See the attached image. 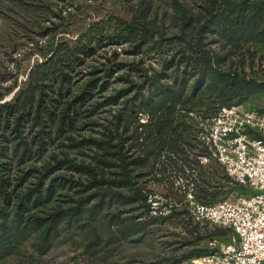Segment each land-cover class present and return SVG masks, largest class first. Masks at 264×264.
<instances>
[{"label":"rangeland","instance_id":"374dc122","mask_svg":"<svg viewBox=\"0 0 264 264\" xmlns=\"http://www.w3.org/2000/svg\"><path fill=\"white\" fill-rule=\"evenodd\" d=\"M141 2L164 37L179 34L180 11L173 0H0V157L11 162V177L17 174L13 183L25 173L24 185L34 186L39 171L54 158L67 156L88 163L100 186L86 193L56 189L50 201L38 207L51 211L61 204L66 209L55 229L48 237L32 233L0 264H179L231 239L226 229L209 224L204 226L226 233L211 239L200 234L198 225L194 229V221H185L180 212L186 209V199L199 200L200 188L218 192L203 199L206 202L248 192L219 164L194 155L199 149L195 135L201 122L223 106L235 103L264 110V41H245L223 21L201 28L199 0H181L198 19L185 26L186 36L191 40L200 35L201 45L217 59L212 65L236 70L258 85L248 84L226 100L208 72L186 65L190 53L183 40L169 43L155 36L138 45L106 38L115 32L116 18L129 21ZM90 31L102 33L104 39L86 44L84 35ZM60 45L62 61L48 73L18 121L6 104H13L19 90L27 87L30 71ZM166 118L177 129L170 135L163 128L160 138L167 142L178 134V148L190 151L187 158L195 164L189 176L178 170L180 153L154 146L153 123ZM23 142L32 150L21 161ZM121 144L129 156L127 175L119 165L98 162ZM136 157L143 160H133ZM59 173L71 174L55 171L45 184L53 177L57 183ZM73 176L86 183L93 178L86 173ZM227 181L230 186L241 184L243 190L227 193V187L217 186ZM104 188L118 194L110 196ZM153 193L176 203L167 218L154 219L149 212L146 195ZM78 198L83 203L79 208ZM212 240L215 247L210 246Z\"/></svg>","mask_w":264,"mask_h":264},{"label":"trees","instance_id":"16d2710c","mask_svg":"<svg viewBox=\"0 0 264 264\" xmlns=\"http://www.w3.org/2000/svg\"><path fill=\"white\" fill-rule=\"evenodd\" d=\"M173 1L176 5L175 7L180 11L179 27L181 29L179 34H172L170 38L164 37L162 32L159 30L157 23L150 20L146 14L147 4L144 5L141 2V5L143 6L136 10L129 21L116 18V23H118L117 28H115V32L112 35H107L106 38L111 39V41L115 44L134 42L138 45L147 43L155 36H158L159 40H165L169 43H171L173 39L183 40L186 45L185 52L190 53L186 57V65H199L200 72L203 74L204 72H208L212 77L213 83L222 93L225 94V96H227L226 100L234 99V97L238 96L239 93L243 92V88L248 84H253L258 87L254 80L246 79L244 75L239 74L236 70L223 71L220 66L212 65V61H217V59H212L211 53L201 45L200 35H197L191 40L189 39V36H186L185 26L189 25L192 21H197L198 19L195 18L194 14L189 13L185 6L181 4V0ZM197 7L203 12V21L200 26L201 28L208 29L210 25L212 26L223 21L229 25V28L232 29L233 32L238 33L237 36L239 38H243L245 41L250 39L264 41V0H199ZM199 17H201V13L198 18ZM84 36H86V44H91V41L94 38H97L98 40L104 39V35L98 32H94L93 34V32L90 31L88 35L86 34ZM87 47L90 48V45ZM60 49L61 45L54 50L49 58L41 64L36 65L30 71L29 83L27 87L19 90L18 96L15 98L13 104H6V106L9 107L11 115L17 114L16 119L18 121L21 118V115L24 114L25 109L31 105L35 91L42 89L48 73L53 71L62 61L61 59L64 54L61 56V53L59 52ZM65 50L67 52L69 51L67 49ZM169 108L171 109L172 107ZM185 111L188 112L189 109H186ZM169 119L170 118L161 119L153 123L152 129L156 130L154 138L156 142L154 146L158 147L161 145V148L165 146L171 150L170 152L172 153H180L182 156L180 158L178 170L182 173V175L189 176L194 173L195 164L192 166L191 164L193 160H189L187 158V153L189 154L190 151L186 153L185 150L178 148L179 146L176 143L178 140V134L175 137L171 136L167 142H162V138H160V135L163 133V128L170 132V135H173L177 129V126L171 125L172 121H169ZM166 122H169L168 126ZM149 133L151 135L153 132L151 131ZM196 143H198L199 149L197 150L198 152L194 153V155H205L204 147L200 144V142L197 141ZM195 148V146L190 147L191 150H194ZM31 150L30 144L28 142H23L22 151H19L18 153L19 159L23 161L24 157L31 153ZM108 155L110 156L107 157V154L100 156L101 159L98 160V162H101V164L106 167L119 165L122 171H124L127 175V168L130 162L127 160L129 157L127 151L123 150V144H121V147H119L115 153H108ZM136 159L143 160L142 157H136L133 160ZM115 161L118 162L116 163ZM195 163L198 162L196 161ZM10 169L11 162H8L7 158L0 157V261L13 254L17 245L24 241L32 233L39 232L42 236L48 237L55 229L56 224L58 223L57 218L64 215L66 213V209H64L61 204L55 205L51 211H45L43 209H39L38 207L43 205L45 202L50 201L56 189L67 187L74 188L76 193H86L98 185L96 182L98 180L95 179L94 172H90L93 169L90 168L88 163L76 161L68 158L67 156L54 158L52 164H48V166L39 171L38 181L34 186L24 185L26 181L24 177L25 173L18 178L16 183H13V180L15 181L17 178V174L14 177H11ZM27 171L30 172L29 168ZM55 171H70L71 174L67 175L66 173H59V180L57 183L53 182L57 179V177H53L49 179L47 184H45V179ZM186 171L188 172L186 173ZM82 173L92 175V180L86 183L80 176L76 178L73 176L74 174ZM123 185L124 183L119 184V186ZM217 186H220L221 188L227 187V193L235 189L243 190V186H241V184L235 183L234 186H230L228 181L226 183H218ZM99 188L100 186L97 187V189ZM107 190L111 191L110 196L118 194V192H115L114 190L112 191L110 188L103 189L104 192ZM199 191L201 192V195H196V198L204 202H206V200L203 199H207L210 195L213 197L218 193L217 191L208 192L206 188H200ZM139 193H141V197L143 201H145V193L142 191H139ZM76 203L78 208L82 207L83 203L81 198H78ZM180 214L184 220L186 218H190L187 208L183 209ZM153 218H167V216ZM197 225L198 224L193 225L194 229ZM199 228L203 231L201 232ZM199 228H196L197 231L200 234H204V236H209L210 239L214 235H218L220 233L224 234L225 231L217 228L209 230L207 226L204 225ZM41 253L43 252L41 251ZM204 254L206 253L199 254V256Z\"/></svg>","mask_w":264,"mask_h":264},{"label":"built area","instance_id":"2783aa9c","mask_svg":"<svg viewBox=\"0 0 264 264\" xmlns=\"http://www.w3.org/2000/svg\"><path fill=\"white\" fill-rule=\"evenodd\" d=\"M198 132L196 139L205 149L201 157L219 164L248 192L212 202L185 200L195 224L222 227L231 239L179 264H264V110L223 106L201 122ZM146 202L156 217L169 215L176 204L155 193L147 194ZM215 245L212 240L210 246Z\"/></svg>","mask_w":264,"mask_h":264}]
</instances>
